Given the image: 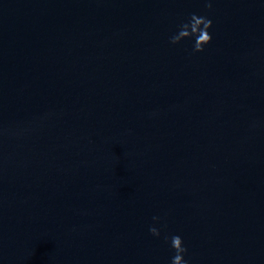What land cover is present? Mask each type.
Masks as SVG:
<instances>
[{"label":"water","instance_id":"95a60500","mask_svg":"<svg viewBox=\"0 0 264 264\" xmlns=\"http://www.w3.org/2000/svg\"><path fill=\"white\" fill-rule=\"evenodd\" d=\"M209 2L0 0V264H264V0Z\"/></svg>","mask_w":264,"mask_h":264},{"label":"clouds","instance_id":"9594fccd","mask_svg":"<svg viewBox=\"0 0 264 264\" xmlns=\"http://www.w3.org/2000/svg\"><path fill=\"white\" fill-rule=\"evenodd\" d=\"M205 7L210 9L211 3L209 0H205ZM211 27V20L205 16H197L192 14L189 17L188 22L182 23L179 26L177 34L170 38L171 44H177L181 40L193 37V52L203 51V46L208 44L211 40V36L208 33V29ZM158 217H153V220H158ZM149 232L154 237L160 236V231L156 227H150ZM165 241L168 242L169 237H164ZM170 247L174 251V255L170 261V264H187L183 256L187 249L183 246L182 239L179 235H173L170 238Z\"/></svg>","mask_w":264,"mask_h":264}]
</instances>
